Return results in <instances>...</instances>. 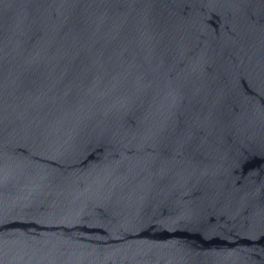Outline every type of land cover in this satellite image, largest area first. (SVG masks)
<instances>
[{
  "label": "water",
  "instance_id": "obj_1",
  "mask_svg": "<svg viewBox=\"0 0 264 264\" xmlns=\"http://www.w3.org/2000/svg\"><path fill=\"white\" fill-rule=\"evenodd\" d=\"M0 264H264V0H0Z\"/></svg>",
  "mask_w": 264,
  "mask_h": 264
}]
</instances>
